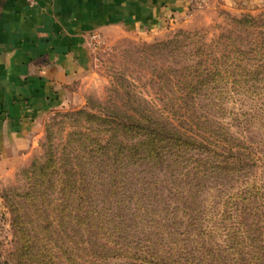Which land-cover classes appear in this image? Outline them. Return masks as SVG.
Wrapping results in <instances>:
<instances>
[{
  "label": "trees",
  "instance_id": "16d2710c",
  "mask_svg": "<svg viewBox=\"0 0 264 264\" xmlns=\"http://www.w3.org/2000/svg\"><path fill=\"white\" fill-rule=\"evenodd\" d=\"M189 40L182 35L164 47L183 60L165 72L171 92L166 114L135 108L130 114L109 106L79 109L72 114L90 126L77 134L70 160L61 164L50 154L31 165V174L55 177L60 193L68 189L71 219L85 223L91 256L156 260V245L182 239L187 231L178 229L184 224L201 233L257 230L264 241V177L253 171L264 170V152L260 141L247 143L242 137L246 131H264V53L221 50L219 40L184 51ZM230 99L240 104L232 116ZM203 110L218 117L227 113L230 122L200 114ZM233 125L241 127V139L231 135ZM155 171L158 178L139 181L141 172ZM157 186L168 187L172 204L151 203Z\"/></svg>",
  "mask_w": 264,
  "mask_h": 264
},
{
  "label": "rangeland",
  "instance_id": "374dc122",
  "mask_svg": "<svg viewBox=\"0 0 264 264\" xmlns=\"http://www.w3.org/2000/svg\"><path fill=\"white\" fill-rule=\"evenodd\" d=\"M182 35L191 39L183 47L188 52H193L195 45L209 46L219 40L221 50L253 48L264 53V0H191L184 12L166 9L153 28L92 37L88 70L64 85L57 102L35 120L24 146L0 164V264H264V241L257 230L201 233L185 224L178 229L187 231L182 239L156 245V260L132 262L91 256L85 223L76 224L71 219L68 189L60 193L55 177L44 179L31 174V165L48 159L50 154L61 164L70 160L68 151L76 144L77 134L88 132L90 126L72 114L74 111L91 105L92 111L109 106L130 114L133 108L155 116L166 114L171 92L164 82L165 72L177 68L176 62L183 60L172 57L164 47ZM238 107L240 104L230 99V116ZM200 114L230 122L227 113L218 117L212 110H203ZM240 132L241 127H230L233 137L241 139ZM242 134L247 143L260 141L259 148L264 152L263 130ZM253 171L257 177H264L260 166ZM158 177L157 171L152 175L141 172L139 181ZM157 187L151 203L161 200L172 204L168 187ZM16 218L22 226L21 241L16 238ZM189 232L197 237L192 238Z\"/></svg>",
  "mask_w": 264,
  "mask_h": 264
},
{
  "label": "crops",
  "instance_id": "0c3cea01",
  "mask_svg": "<svg viewBox=\"0 0 264 264\" xmlns=\"http://www.w3.org/2000/svg\"><path fill=\"white\" fill-rule=\"evenodd\" d=\"M190 1L0 0V164L88 70L92 37L153 28L166 9L184 12Z\"/></svg>",
  "mask_w": 264,
  "mask_h": 264
},
{
  "label": "built area",
  "instance_id": "2783aa9c",
  "mask_svg": "<svg viewBox=\"0 0 264 264\" xmlns=\"http://www.w3.org/2000/svg\"><path fill=\"white\" fill-rule=\"evenodd\" d=\"M30 2L32 3V0H30Z\"/></svg>",
  "mask_w": 264,
  "mask_h": 264
}]
</instances>
